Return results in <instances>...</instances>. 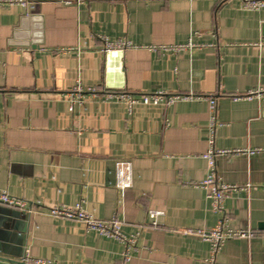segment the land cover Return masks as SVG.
<instances>
[{"label": "crops", "instance_id": "crops-1", "mask_svg": "<svg viewBox=\"0 0 264 264\" xmlns=\"http://www.w3.org/2000/svg\"><path fill=\"white\" fill-rule=\"evenodd\" d=\"M26 1L33 9L0 6V191L41 208L16 231L0 225V264H264V94L231 98L264 89V7ZM101 37L130 46L103 54ZM76 85L194 98L129 107L99 92L78 98ZM209 95L217 104L213 148L252 151L217 157L218 180L234 187L223 202L228 225L253 236L228 239L214 255L207 241L182 232L209 231L220 218L198 186L208 176ZM117 161L132 165L124 192L114 185ZM76 205L98 220L117 216L134 247L47 212ZM149 211L162 213L158 226Z\"/></svg>", "mask_w": 264, "mask_h": 264}, {"label": "built area", "instance_id": "built-area-1", "mask_svg": "<svg viewBox=\"0 0 264 264\" xmlns=\"http://www.w3.org/2000/svg\"><path fill=\"white\" fill-rule=\"evenodd\" d=\"M65 4H69L71 1L64 0ZM243 6L250 10H259L264 7V0H242ZM6 5H18L24 8L33 9V5L26 0H0V6ZM101 48L100 51L103 54H108L113 51H122L127 49L130 44L123 40L109 41L104 37L100 38ZM191 44L184 46L171 47V50H180L190 47ZM101 93L104 101H119L124 100L129 107L136 103L144 105H170L177 101L188 100L194 98L193 95L186 94H168L165 92H150L139 95H131L118 91L105 90L102 88L86 87L83 88L80 85L74 86L70 93L78 98L84 94H96ZM264 94V89L249 90L242 94L232 95L231 98L234 101L240 99H252ZM205 100L208 102L209 110V125L208 130L210 134L209 150L203 155L208 167L207 178L198 184L199 187L205 190L206 197L210 200L211 209L215 213L220 214V218L213 229L205 231L202 229L192 230L184 229L182 232L187 235L198 237L204 241H207L210 245L211 253L214 255L221 247V245L228 239H242L253 236V232L249 230L232 229L228 225L227 218L224 214L223 202L229 196L230 192L234 189L233 186L220 182L217 178L216 166L217 157L223 154H250L252 151H226L215 150L213 148L214 129L216 125V100L212 95L206 96ZM115 188L120 192H124L132 185V165L128 161H117L115 163ZM0 205L18 210L22 213L32 214L38 211L41 206L39 203H28L22 199L11 196L5 191H0ZM48 214L53 217H61L65 219L75 220L80 222L87 231H93L101 236L114 239L126 247V251L134 247L135 239L133 237H127L121 230L123 222L117 216H113L108 220H98L92 217L90 214L84 212L80 205L75 207L54 206L48 209ZM162 213L159 211H149L148 216L151 219L153 226H158L157 218ZM125 259H128V254L125 255ZM15 264H54L47 259H32L30 257H24L22 260Z\"/></svg>", "mask_w": 264, "mask_h": 264}, {"label": "water", "instance_id": "water-1", "mask_svg": "<svg viewBox=\"0 0 264 264\" xmlns=\"http://www.w3.org/2000/svg\"><path fill=\"white\" fill-rule=\"evenodd\" d=\"M37 13V7H35V9L28 14V17H31ZM262 27L264 31V25ZM19 219H22L26 222L28 219V214H20L19 212L0 207V225H3L5 229H11L15 231L18 230L17 225L19 224ZM260 228L264 229V224L260 225ZM22 231H25V229L23 228Z\"/></svg>", "mask_w": 264, "mask_h": 264}]
</instances>
